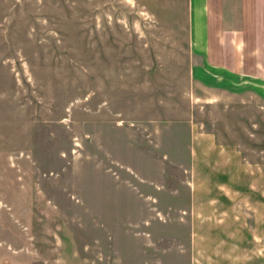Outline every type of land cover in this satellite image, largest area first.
<instances>
[{"label":"rangeland","instance_id":"rangeland-1","mask_svg":"<svg viewBox=\"0 0 264 264\" xmlns=\"http://www.w3.org/2000/svg\"><path fill=\"white\" fill-rule=\"evenodd\" d=\"M165 3L0 0V179L37 181L83 264H264V108L195 107L192 158Z\"/></svg>","mask_w":264,"mask_h":264},{"label":"crops","instance_id":"crops-1","mask_svg":"<svg viewBox=\"0 0 264 264\" xmlns=\"http://www.w3.org/2000/svg\"><path fill=\"white\" fill-rule=\"evenodd\" d=\"M165 1L166 16L158 23L182 44L193 158L196 139L209 137L208 131L196 130L195 107L222 98L256 97L264 108V0ZM197 88L208 95L198 97ZM228 148L215 151L225 156ZM205 167L219 168L217 162ZM215 185L227 190L240 187V180L225 178ZM38 187L37 181L0 179V264H83L73 230Z\"/></svg>","mask_w":264,"mask_h":264}]
</instances>
